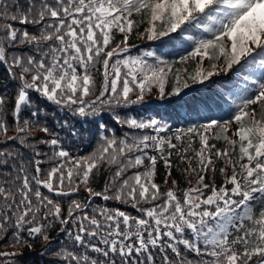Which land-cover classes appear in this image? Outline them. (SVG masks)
<instances>
[{
  "label": "snow or ice",
  "instance_id": "snow-or-ice-1",
  "mask_svg": "<svg viewBox=\"0 0 264 264\" xmlns=\"http://www.w3.org/2000/svg\"><path fill=\"white\" fill-rule=\"evenodd\" d=\"M222 73L224 115L203 102L173 129L135 111ZM0 249V264H264V0H0Z\"/></svg>",
  "mask_w": 264,
  "mask_h": 264
},
{
  "label": "trees",
  "instance_id": "trees-1",
  "mask_svg": "<svg viewBox=\"0 0 264 264\" xmlns=\"http://www.w3.org/2000/svg\"><path fill=\"white\" fill-rule=\"evenodd\" d=\"M117 39H119V37H117ZM130 43L137 44L140 47L150 46L153 48H156L158 44V42L153 43V42H148V41L137 40L135 38L131 39ZM166 44H168V47H166L164 51L172 52L173 54L171 56H166L165 59H169V60L177 59L178 60L179 55L182 53H180L178 49H174L172 47L171 42L166 41ZM196 63H198V60L196 62L190 61L188 63L186 67L188 68L190 72L195 68ZM207 66H208V63H207V60H205L204 67H207ZM176 67H181V66L178 64L176 65ZM184 78L187 79L186 74L184 75ZM233 80L228 82V81H223L219 79H212V82L210 84L205 83L203 86H199L197 88L193 87L195 84H191V81H189V83L191 84V87L189 91L185 90V94L182 95L181 98L179 99L171 98L169 101H165L162 103L160 102L162 100L157 99L155 95H153V96L147 97L146 102L141 106H137L135 111L139 112L144 117H155L157 119H163L168 124H170L173 129L185 128L191 123L203 122L202 120H199L196 115L197 110H199L201 113L206 112L203 102H207L208 104L211 105L213 109V113L224 115V113H220L218 111L217 105H222L223 101L214 93V88H220L223 91L227 92L230 89L233 83ZM170 88H171V83L169 82V84L166 86V90H170ZM213 101H215V103H213ZM47 111L51 112L52 109L49 108L47 109ZM257 111L259 110L257 109ZM209 114H212V113H209ZM77 126L79 127V125ZM111 126L117 128V132H116L117 135L121 134L119 131L118 125H115L113 122ZM235 127L236 125L233 124L232 129L229 130V133H228L229 135H231L232 131L235 130ZM8 134L12 135L11 132H9ZM61 135H63V133H61ZM213 143H217V147H222V143L220 142L213 141ZM193 146L198 148L199 147L198 141ZM96 147H97V143L95 141H93L90 145L87 144L86 141H80L78 144L73 145L71 150L74 153H76L79 149V154L83 155V154H87L88 152L93 151ZM189 155H191V153H189ZM221 166H222V163L217 162V169ZM187 167H188L187 164L180 165L181 169L187 168ZM193 167H195V164H193ZM104 175H106V173H102L101 176L97 177V179L94 181L93 186L97 190H100L103 187ZM172 178L177 180V183L180 188L187 187V182L184 179V177L181 175L180 171L173 169ZM164 179H165V170L163 169L161 165V166H158L156 182L163 187ZM189 179H193V182H194L193 177H189ZM216 182L218 184L223 182V178L219 175L218 171L216 174ZM168 186L169 187L171 186V180L168 181ZM96 203L101 204L104 202L97 198ZM110 206H116V205H112L110 203ZM128 210L133 211L131 209H128ZM56 234H57L56 230H53L50 232V236L54 237L56 236ZM35 247L38 250L40 245L37 244ZM0 250H3V249H0Z\"/></svg>",
  "mask_w": 264,
  "mask_h": 264
},
{
  "label": "rangeland",
  "instance_id": "rangeland-1",
  "mask_svg": "<svg viewBox=\"0 0 264 264\" xmlns=\"http://www.w3.org/2000/svg\"><path fill=\"white\" fill-rule=\"evenodd\" d=\"M228 79H231V75L228 76Z\"/></svg>",
  "mask_w": 264,
  "mask_h": 264
}]
</instances>
